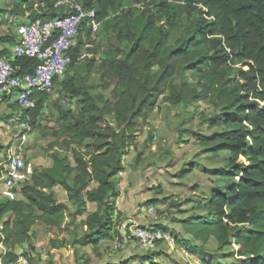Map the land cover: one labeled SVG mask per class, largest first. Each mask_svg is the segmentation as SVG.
I'll return each mask as SVG.
<instances>
[{"label": "trees", "instance_id": "trees-1", "mask_svg": "<svg viewBox=\"0 0 264 264\" xmlns=\"http://www.w3.org/2000/svg\"><path fill=\"white\" fill-rule=\"evenodd\" d=\"M118 1L87 0L82 5L94 8L96 20L102 21ZM181 1L203 15L193 23L194 34L189 38L168 44L171 25L157 21L158 11L127 19L124 35L119 29L120 42L129 37L133 45L123 59L111 57L109 71L115 78V99L96 102L90 96L82 97L79 114L60 142L64 151H70L74 164L67 157L51 153V165L33 170L22 186L24 200L0 202V245L4 248L0 264H17L20 255L15 250L29 241L35 223L61 229L67 207L58 199L55 187L65 191L77 211L84 207V191L88 201L106 203L115 193L114 178L123 169L121 156L133 144L137 126L153 112L159 98L169 104H190L207 95L222 112L211 126L225 129L202 137V143L214 158L227 153V169L218 171L224 179L222 189L188 201L193 203L194 212L182 227L204 242L213 237L219 245H237L235 254L241 264H264V0ZM23 2L12 0V5L22 6ZM51 4L45 10L36 8L41 10L37 12L29 6L30 14H16L26 13L25 22L62 15ZM161 6L168 8L166 1ZM17 19L15 15V25L24 22ZM85 28L82 24V30ZM197 37L212 44L210 55L193 48L199 42ZM0 41L14 44L16 39L5 34ZM76 50L68 68L76 60ZM238 63L247 67L236 69V77L242 82L227 73V67ZM13 64L20 72H31L37 61L24 57L16 58ZM185 72H199L195 85L174 83ZM46 96H38L34 109H25L30 123ZM110 115L113 123L107 120ZM91 182L94 185L90 187ZM8 214L11 217L3 220ZM107 217L95 220L98 229L94 234H105ZM246 225L248 229H244ZM99 238L93 241L94 250ZM137 258L141 264L146 259Z\"/></svg>", "mask_w": 264, "mask_h": 264}, {"label": "rangeland", "instance_id": "rangeland-1", "mask_svg": "<svg viewBox=\"0 0 264 264\" xmlns=\"http://www.w3.org/2000/svg\"><path fill=\"white\" fill-rule=\"evenodd\" d=\"M51 1L24 0L22 6H13L12 0H0V37L13 35L15 15L18 22H25L26 13L30 14L29 6L35 10L42 9L40 5L45 4V10ZM86 1L78 0L79 3ZM163 1L168 4L166 10L161 6ZM18 11L26 13L16 14ZM155 11L159 12L158 22L171 25L170 45L192 36L193 23L203 16L184 6L181 0H119L101 21L92 47L81 49L84 57L75 60L56 83L53 93L45 97L33 123L13 97L0 98V161L21 152L25 164L40 171L51 165V153H57L74 164L70 151H64L60 142L67 137L66 128L79 114L80 100L85 96L96 102L115 99V78L109 71V63L111 57L123 59L133 45L129 37L120 42L118 31L122 28L121 35L126 34L127 19L140 13L151 15ZM86 31L85 28L79 37L81 46L87 38ZM212 38L214 36H207V39ZM196 39L199 42L193 48L210 55L212 44L199 37ZM238 68L247 67L238 63L227 67V73L242 82L236 77ZM198 79L199 72L194 75L185 72L174 83L195 85ZM221 116L222 112L208 95L190 104H169L159 98L153 112L137 126L133 144L121 156L123 169L115 176V193L106 203L88 201L84 191V207L77 211L65 191L55 187L58 199L67 207L61 229L35 223L29 241L15 252L29 264H141L137 257H146L142 264H241L235 254L237 245H219L213 237L204 242L187 234L182 227V222L194 212L193 203L188 201L207 197L213 190L223 187L224 179L218 171L227 169V153L221 152L214 158L209 147L202 143V137L225 129L211 126ZM107 120L114 122L111 115ZM24 183L11 185L0 178V202L24 200L21 193ZM92 185L94 182L89 186ZM149 207L153 208L152 213ZM103 215H108L107 229L103 236L96 235L95 220ZM10 217L8 214L2 219ZM152 227L164 229L173 241H158L153 247H141L136 242L135 229ZM97 237L101 238L94 250L93 241ZM3 253L0 245V255ZM17 264H20L19 259Z\"/></svg>", "mask_w": 264, "mask_h": 264}, {"label": "built area", "instance_id": "built-area-1", "mask_svg": "<svg viewBox=\"0 0 264 264\" xmlns=\"http://www.w3.org/2000/svg\"><path fill=\"white\" fill-rule=\"evenodd\" d=\"M40 7L44 9L43 4ZM52 8L64 11L52 18L20 22L15 28V43L7 51L0 48V98L13 97L24 109H34L39 95L53 93L72 61V51L77 49L76 59H82L81 49L92 47L100 28L101 21L96 20L95 9L84 8L78 0H55ZM82 24H86L87 29L83 46L78 40L84 34ZM24 57L37 61L33 71L20 72L13 64L16 58ZM32 174L33 169L25 164L21 152L0 161V178L11 185L29 181ZM148 210L154 211L150 207ZM134 236L143 248L153 247L158 241H173L168 232L155 227L136 228ZM18 259L20 264H29L23 256Z\"/></svg>", "mask_w": 264, "mask_h": 264}, {"label": "crops", "instance_id": "crops-1", "mask_svg": "<svg viewBox=\"0 0 264 264\" xmlns=\"http://www.w3.org/2000/svg\"><path fill=\"white\" fill-rule=\"evenodd\" d=\"M12 23L14 24V26H13L11 31H12L13 35H15V28H16L17 23H16V25H15V22H12ZM11 46H12V44H10V43L0 41V48H2L4 51L9 50L11 48Z\"/></svg>", "mask_w": 264, "mask_h": 264}]
</instances>
